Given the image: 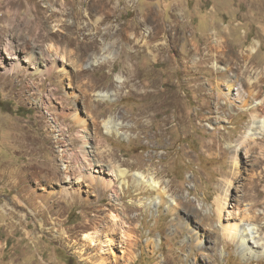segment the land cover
<instances>
[{"label":"rangeland","instance_id":"374dc122","mask_svg":"<svg viewBox=\"0 0 264 264\" xmlns=\"http://www.w3.org/2000/svg\"><path fill=\"white\" fill-rule=\"evenodd\" d=\"M44 9L57 16L43 19ZM129 24L140 49L127 43ZM7 42L27 44V54L43 46L59 73L33 77L42 65L24 61L0 77V264H264L226 230L251 222L264 236V135L247 138L250 104L264 99V0H0V47ZM94 52L106 63L89 64ZM111 117L122 135L107 132ZM85 152L127 169V183L106 192L74 184L65 166L86 164ZM137 174L160 187L139 185Z\"/></svg>","mask_w":264,"mask_h":264},{"label":"bare ground","instance_id":"6f19581e","mask_svg":"<svg viewBox=\"0 0 264 264\" xmlns=\"http://www.w3.org/2000/svg\"><path fill=\"white\" fill-rule=\"evenodd\" d=\"M39 11L44 13L45 16L43 19H45V20L48 19L49 17H56L57 16V14H55L53 12L51 13V15L46 16L47 14H46L45 9L39 10ZM64 12H65V10H64ZM75 15L77 16L75 18H78L79 13L74 14V16ZM43 19L41 20V22H43V24L45 26L46 33H43L42 37H43L44 41H47L49 36H50V33H51L50 32L51 28H50L49 22H45ZM149 21H151V18L147 16L144 18V20H142L139 23L142 26V25L149 23ZM66 27H67V30L69 31L70 34H73V33L75 34V33L81 32V28H78L77 21L73 22V24L67 25ZM176 28H177V24L174 25L173 30ZM178 29H179V27H178ZM132 30L136 31L135 37L129 38L127 43L128 44H134L132 46L133 48H139L140 49V48H142V45H140L139 40L136 39L138 37L137 35L139 34V26L138 25L134 26L133 24H129L127 26L126 33L128 31H132ZM38 31H39V28L37 29V32ZM161 31H162V29H161L160 25L158 24L150 32V35L153 39H155V38H157V36H159ZM177 31L178 30H176V32ZM147 33H149V32L147 31ZM175 36L178 37V34L174 35V37H173L174 40L176 39ZM70 40L72 41V39H70ZM80 44L84 45V47L81 46L80 49L85 48L86 46H94V49H96V43L95 42H91V43L83 42ZM11 45L12 44L10 42H7L4 45V48L0 47V67L3 66L4 62H7V61L9 62V60L11 61L10 64L8 66H5L4 70L0 73V77H2V76H8L9 77L11 75L14 76V75L19 74L23 70L22 65L25 63L24 61H26L27 63L32 64V65L33 64L34 65H37V64L42 65V68H36V70L34 72H31L29 74L33 77H39V76L59 73V70H55L56 68H55L54 64L56 63V59L49 56L48 55L49 52L43 46H41V45L39 46V45H36L33 43V47L30 48L31 52L29 54H27V53H25V49L28 48L27 44L24 43V45H22L23 47H19V48H13ZM139 49L137 50V52L139 51ZM250 50L253 52V49H250ZM123 53L126 54L128 60L133 59L132 52L130 51L129 48H127V47L124 48ZM23 54H25L26 56L24 57ZM78 58L83 59V55H79ZM89 61H91V62H89ZM106 61L107 60L105 57L99 58L98 52H94L88 58V62L92 66H100V65L106 63ZM127 63H129V62H127ZM256 81H257V79H255L254 81L252 80V78L250 79V82L253 85ZM97 96L99 98H103V99H107V98L111 99V98H113L114 93L113 92L98 93ZM250 105H253V109H254L253 114H252L253 124L251 125V127L249 129L247 138L249 137L248 139H254V141H257L258 138L262 139V136L264 135V99H262L258 102L257 101L252 102ZM104 126H105V128L109 134L116 132L118 135H122V133H121L122 124L120 122H118V119L115 120L113 117H111L108 120L104 121ZM247 141L248 140L246 138H243L240 141H238L236 146L232 147V163H233V166H235V168L238 166L239 157H241V155L243 156V151H244V149H246L245 144ZM245 151L246 152H244V158L247 162V161H249V159H248V155H247V150H245ZM72 157H74V156H72ZM84 159H85V162L87 165L83 164V163L78 164L76 162H71L73 159L70 162L67 161L68 164H67V166H65L66 167L65 168L66 174L77 176L76 178H72V180H75L74 184H78L80 182L79 179H83V180L89 179V181L91 182L92 185H94L98 189L106 192L107 189H114V187L117 184H119V186L122 187L123 184L127 183L126 176L129 174V171L127 169H122L121 167L114 168V169H108L104 165L97 164V163H95L94 160H91L90 157L87 155V152H85V154H84ZM136 177L138 179L137 181H138L139 185L140 184L147 185L153 189H156L160 185V182H161V181L157 180V178L155 176H152V175L139 174ZM228 184L231 185L230 182L225 183V190H228L227 189ZM81 188L82 187L79 186L78 190L76 192H74V195L80 196L82 194V192H84V191H81ZM69 193L70 192H68V194ZM113 201H115V200H113ZM219 208H221V207H219ZM114 219H116L115 216H114ZM115 225L117 226V224H115ZM116 226H115V228H116ZM226 230L229 232L232 241L235 242L236 244H238V247L242 249V252L244 253V255H247L248 257H256V256L264 255V236L260 232V227L258 225L253 224L251 222H248V223L242 224L240 226V230H237L236 225L231 226L229 228L226 227ZM126 237L131 238V236H129V235ZM95 238L96 237L93 238L92 236L87 235V240L92 243L93 247L99 248L98 247L99 243L96 242ZM129 241H130V239H129Z\"/></svg>","mask_w":264,"mask_h":264}]
</instances>
